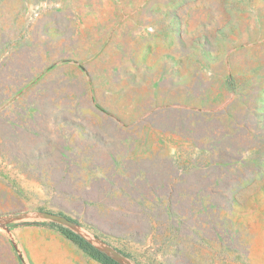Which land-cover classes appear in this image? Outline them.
I'll use <instances>...</instances> for the list:
<instances>
[{
  "label": "rangeland",
  "instance_id": "obj_1",
  "mask_svg": "<svg viewBox=\"0 0 264 264\" xmlns=\"http://www.w3.org/2000/svg\"><path fill=\"white\" fill-rule=\"evenodd\" d=\"M65 229L264 264V0H0V264H104Z\"/></svg>",
  "mask_w": 264,
  "mask_h": 264
},
{
  "label": "trees",
  "instance_id": "obj_2",
  "mask_svg": "<svg viewBox=\"0 0 264 264\" xmlns=\"http://www.w3.org/2000/svg\"><path fill=\"white\" fill-rule=\"evenodd\" d=\"M64 233L70 237L75 243H77L81 248H83L88 254L93 256L99 261H102L104 264H118L111 257L107 256L102 251L92 247L89 243H87L83 237L73 231L64 230Z\"/></svg>",
  "mask_w": 264,
  "mask_h": 264
},
{
  "label": "crops",
  "instance_id": "obj_3",
  "mask_svg": "<svg viewBox=\"0 0 264 264\" xmlns=\"http://www.w3.org/2000/svg\"><path fill=\"white\" fill-rule=\"evenodd\" d=\"M68 239V238H67ZM69 241H71L70 239H69ZM72 242V241H71ZM73 243V242H72ZM76 249H80V248H78V246L77 245H75L74 243L72 244ZM83 255H86L81 249L79 250ZM88 258H89V261H90V263L91 264H102V263H100V262H98V261H96V260H94L92 257H90V256H88Z\"/></svg>",
  "mask_w": 264,
  "mask_h": 264
}]
</instances>
